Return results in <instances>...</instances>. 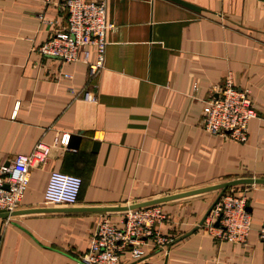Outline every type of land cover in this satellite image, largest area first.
<instances>
[{
    "label": "crops",
    "instance_id": "0c3cea01",
    "mask_svg": "<svg viewBox=\"0 0 264 264\" xmlns=\"http://www.w3.org/2000/svg\"><path fill=\"white\" fill-rule=\"evenodd\" d=\"M61 1L0 0V165L36 142L48 149L28 169L18 207L0 218V264H75L96 223L120 219L124 209L113 208L264 179V0H181L198 12L171 0H103L113 27L93 102L68 90L84 87V63L36 51L64 24ZM225 77L248 90L256 112L244 142L201 127L203 103ZM61 134L66 145L54 141ZM51 170L80 178L73 205L43 202ZM229 189L245 197L244 244L205 231L221 190L206 189L159 202L166 249L145 245L121 264H264V183Z\"/></svg>",
    "mask_w": 264,
    "mask_h": 264
},
{
    "label": "built area",
    "instance_id": "2783aa9c",
    "mask_svg": "<svg viewBox=\"0 0 264 264\" xmlns=\"http://www.w3.org/2000/svg\"><path fill=\"white\" fill-rule=\"evenodd\" d=\"M60 6L65 12L64 24L51 31L36 51L59 63H84L87 69L84 87L68 90L74 98L93 102L95 97L90 88L95 85L92 80L103 66L105 35L113 25L106 19L103 0H62ZM56 78L70 80L71 74L59 73ZM248 94L247 89L233 86L230 78L225 77L203 103L202 129L210 135L246 141L247 123L256 116ZM67 140L66 134L54 139L60 145H66ZM47 150L43 143L36 142L28 154L14 155L6 165H0V212L10 213L18 207L26 188L28 169L41 165ZM80 184L78 176L51 170L47 174L42 200L50 205H73ZM165 217L160 204L154 203L127 208L116 222L98 221L86 251L75 264H121L120 255L124 253L128 260H136L143 255L145 245L164 249L170 242L159 232ZM249 219L244 195L229 189L213 203L203 224L205 231L217 241L244 244ZM257 235L264 245V223L258 228Z\"/></svg>",
    "mask_w": 264,
    "mask_h": 264
},
{
    "label": "water",
    "instance_id": "95a60500",
    "mask_svg": "<svg viewBox=\"0 0 264 264\" xmlns=\"http://www.w3.org/2000/svg\"><path fill=\"white\" fill-rule=\"evenodd\" d=\"M171 1L176 2V3L180 4V5H183V6L189 8V9H191L193 11H196V12H198L200 10L199 8L193 6V5L189 4V3H186L184 1H181V0H171ZM75 136L76 135H73L72 138H74L75 140H77V138ZM72 146H75V144L72 145ZM251 182H253V183H264V179H254V180H252V179H245V178L234 179V180L227 181L225 183L213 185V186H210V187H207V188H203V189L193 190V191L184 192V193H178V194L171 195V196H168V197H163V198H160V199H155V200H151V201H147V202H141V203H136V204H130V205H126L125 207H116V208H113V209L122 208V209L125 210L127 208H133V207H139V206H144V205L159 203V202L164 201V200H168V199H172V198H176V197H180V196H184V195L193 194V193H196V192H199V191H204L206 189L219 188L221 190H220L219 194L217 195V197L215 199V201H216L217 198L219 197V195L224 191L225 188L230 187V186H233V185H236V184H240V183H251ZM13 212L14 211H12L10 213L0 212V218H5L8 215H12ZM214 224L216 225V223H214Z\"/></svg>",
    "mask_w": 264,
    "mask_h": 264
}]
</instances>
